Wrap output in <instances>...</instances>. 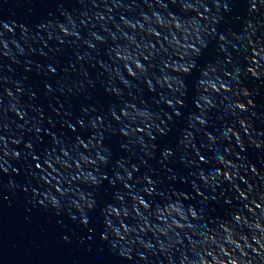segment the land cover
<instances>
[{
    "label": "water",
    "instance_id": "95a60500",
    "mask_svg": "<svg viewBox=\"0 0 264 264\" xmlns=\"http://www.w3.org/2000/svg\"><path fill=\"white\" fill-rule=\"evenodd\" d=\"M225 2L0 0V264H264V0Z\"/></svg>",
    "mask_w": 264,
    "mask_h": 264
},
{
    "label": "snow or ice",
    "instance_id": "6c2138e0",
    "mask_svg": "<svg viewBox=\"0 0 264 264\" xmlns=\"http://www.w3.org/2000/svg\"><path fill=\"white\" fill-rule=\"evenodd\" d=\"M229 2H230V0H226V2L224 4L225 8H228ZM58 69H59V66L57 64L53 63L51 66L48 67V70L47 71H48V74H51V75L54 76V75L57 74ZM48 90H49V92L51 91V89H48ZM18 115H19V113H18ZM112 115L113 116H116V113L113 112ZM176 115H179V113L177 112ZM20 119L23 120L24 117L23 116H20ZM117 119H119V117H117ZM99 122H100V118L97 117L96 120H93V121L90 122V127L93 128V129H95L97 127V123H99ZM76 123L81 128L84 127V124H83L82 121L77 120ZM71 127L72 126L69 125V128H71ZM2 128H3V123H2V121H0V129H2ZM73 131H75V129H73ZM36 132L39 133V128L36 129ZM159 133H160V135L162 137L166 135V132L161 131L160 129H159ZM2 138L3 137L0 136V139H2ZM53 139H55V137H53ZM76 139H79V137L77 136ZM24 149L27 150V156L25 157V159L31 158V162L35 166V169H40L41 168V151H40V145H39V136L37 135L35 141H29V142H27V143L24 144V147L21 150V152H17L16 153L17 160L20 159L21 153L24 151ZM171 155H172L171 152H166L165 153V156H164V159H168ZM2 171H5V169H3L2 167H0V172H2ZM105 179H107V177H105ZM149 183H151V181ZM45 200H47V199H45ZM121 255H125V252L122 253Z\"/></svg>",
    "mask_w": 264,
    "mask_h": 264
},
{
    "label": "clouds",
    "instance_id": "9594fccd",
    "mask_svg": "<svg viewBox=\"0 0 264 264\" xmlns=\"http://www.w3.org/2000/svg\"><path fill=\"white\" fill-rule=\"evenodd\" d=\"M225 10L227 11V8H225ZM97 39H99V37H97ZM90 46H91V45H90ZM100 159H104V158H103V157H100ZM5 171H6V170H5ZM88 178H90L91 181H92L93 183H96V182H97L96 177L91 176V174H89V176L86 177V180H87ZM44 199H47V201H48L52 206H54V207H58V206H59V205H58V201H57V199H56L55 197H51V198H49V196H45ZM80 200H84V197L81 196V197H80ZM94 203H95V202H94V200H92V199H89V200L86 202L87 207H88L89 209H92V208H93ZM72 204H73L77 209L80 208V205H79V204H76L75 201H72ZM87 222H88L87 219L82 220V223H84L85 225L87 224ZM107 238H108V237H107L106 234L102 235V237H101V239H103V240H106ZM65 239H67V238H65ZM121 239H123V237H121ZM113 248H115V244H113ZM124 252H125V251H123V249H122V250H121V254L124 253Z\"/></svg>",
    "mask_w": 264,
    "mask_h": 264
}]
</instances>
